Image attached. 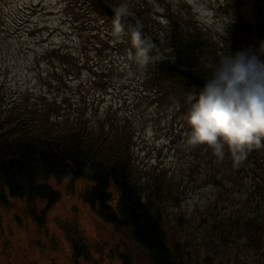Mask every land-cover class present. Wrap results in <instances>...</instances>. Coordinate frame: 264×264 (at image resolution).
Listing matches in <instances>:
<instances>
[{
	"label": "rangeland",
	"instance_id": "rangeland-1",
	"mask_svg": "<svg viewBox=\"0 0 264 264\" xmlns=\"http://www.w3.org/2000/svg\"><path fill=\"white\" fill-rule=\"evenodd\" d=\"M146 1L167 31L174 22L182 32L188 26L203 37L208 49L202 64L210 72L222 51L255 49L264 41V26L245 1L224 0L219 9L234 18L226 37L199 19L188 0ZM73 2L0 0L3 95L33 87L24 50L30 46L41 54L60 41L46 35L65 28L64 15ZM165 39L161 51L167 49ZM115 88L100 90L95 109L111 112L115 123L126 122L120 124L112 149L120 148L130 166L131 185L159 212L169 249L178 252L182 264H264V232L258 225L251 231L245 225L254 214L264 224L262 193L246 190L255 178L264 182V149L250 152L236 169L228 155L220 161L206 146L187 145L181 112L189 109L190 96H184L180 82L162 84L157 98H152L153 88L143 93L140 88ZM45 184L59 195L49 208L44 200L0 203V264H153L130 231L101 221L81 199L89 182L50 176Z\"/></svg>",
	"mask_w": 264,
	"mask_h": 264
},
{
	"label": "trees",
	"instance_id": "trees-1",
	"mask_svg": "<svg viewBox=\"0 0 264 264\" xmlns=\"http://www.w3.org/2000/svg\"><path fill=\"white\" fill-rule=\"evenodd\" d=\"M242 1L264 26V0ZM147 4L146 0H74L70 14L64 15L65 28L46 35L60 41L41 54L30 46L24 50L33 87L12 90L8 97L0 88V203L24 199L33 205L44 200L49 208L59 199L45 184L50 176L58 181L86 180L91 185L81 199L101 221L130 231L153 264H182L178 252L168 247L159 212L131 185L128 160L120 148L112 149L121 135L120 124L126 122L115 123L111 112L95 109L99 92L115 86L140 88L142 93L153 88L152 98H157L162 84L180 82L184 96H192L210 75L202 64L208 49L203 37L188 26L182 32L174 22L167 31ZM120 5L127 6L129 22L142 25L144 35L159 49L161 60L146 70L127 60V37L117 42L110 34L111 18ZM163 38L166 51L160 50ZM186 112H181L183 119ZM249 182L246 190H260L263 204L264 182L257 178ZM257 219L255 214L248 218L246 229L258 225L264 232Z\"/></svg>",
	"mask_w": 264,
	"mask_h": 264
},
{
	"label": "clouds",
	"instance_id": "clouds-1",
	"mask_svg": "<svg viewBox=\"0 0 264 264\" xmlns=\"http://www.w3.org/2000/svg\"><path fill=\"white\" fill-rule=\"evenodd\" d=\"M224 0H188L197 17L226 37L234 18L219 11ZM115 41L127 37L128 61L146 70L161 60L153 40L142 25L128 20L126 5L114 10L111 33ZM184 120L186 144L206 146L220 161L231 159L240 168L250 152L264 148V41L258 47L222 51L201 89L189 97Z\"/></svg>",
	"mask_w": 264,
	"mask_h": 264
}]
</instances>
